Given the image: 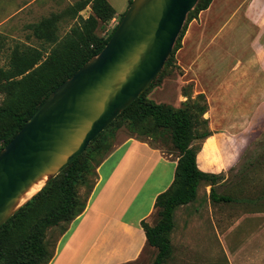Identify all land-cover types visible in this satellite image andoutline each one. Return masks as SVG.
Listing matches in <instances>:
<instances>
[{"label":"crops","instance_id":"0c3cea01","mask_svg":"<svg viewBox=\"0 0 264 264\" xmlns=\"http://www.w3.org/2000/svg\"><path fill=\"white\" fill-rule=\"evenodd\" d=\"M262 49L264 0H212L189 22L176 51L177 80L191 84V97L203 93L207 100L204 117L211 134L200 141L196 163L223 175L214 188L260 136L264 63L255 58ZM186 98L178 94L173 103ZM177 160V154L134 135L113 145L96 168L84 210L58 236L48 264L136 261L148 246L140 222L155 213V198L173 181ZM210 188L201 183L195 200L210 198ZM215 195L228 194L215 190ZM218 240L228 264H264V208L238 211Z\"/></svg>","mask_w":264,"mask_h":264},{"label":"trees","instance_id":"16d2710c","mask_svg":"<svg viewBox=\"0 0 264 264\" xmlns=\"http://www.w3.org/2000/svg\"><path fill=\"white\" fill-rule=\"evenodd\" d=\"M211 1L197 0L187 13L163 67L172 61L173 54L180 48L186 23L206 9ZM88 5L91 12L83 17L80 11ZM115 15L116 9L108 0H76L60 11L29 24L35 35L43 39L50 49L43 58L38 49H20L15 46L10 55L9 67L0 70V88L5 92L0 104V149L56 86L102 49L117 25L107 36L101 35L99 30ZM63 22H67L69 28L60 36V24ZM161 73L162 70L149 87ZM149 87L97 134L77 158L0 226V264H48L54 248L50 247L47 232L61 226V235L84 210L86 199L83 200L79 195L78 187L87 183L94 164L95 171L110 151L114 132L102 137L115 123L125 124L131 133L150 139L168 136L177 151L173 181L155 198L156 222H140L146 244L156 248L151 264H164L170 256L169 234L174 227V211L178 206L195 200L201 183L211 185V200H237L230 195H215L214 184L223 175L202 171L196 163L200 148V143L196 141H202L211 134L208 120L204 117L208 109L205 95L199 93L194 98L186 95L181 105L175 107L148 98L146 92ZM94 183L88 185L87 199Z\"/></svg>","mask_w":264,"mask_h":264},{"label":"water","instance_id":"95a60500","mask_svg":"<svg viewBox=\"0 0 264 264\" xmlns=\"http://www.w3.org/2000/svg\"><path fill=\"white\" fill-rule=\"evenodd\" d=\"M196 2L131 0L102 49L42 100L0 149V226L147 89Z\"/></svg>","mask_w":264,"mask_h":264},{"label":"rangeland","instance_id":"374dc122","mask_svg":"<svg viewBox=\"0 0 264 264\" xmlns=\"http://www.w3.org/2000/svg\"><path fill=\"white\" fill-rule=\"evenodd\" d=\"M74 1L76 0H0V70L9 67L10 55L15 46H19L20 49H38L43 58L46 57L50 47L43 39L35 35L29 24L60 11ZM108 1L116 9L117 14L106 22L104 28L99 30L103 36H107L118 24L129 4V0ZM90 12L88 5L80 11V14L87 17ZM190 21L186 23V29ZM68 28L67 22L60 24L59 35H63ZM174 55L176 52L173 54L172 61L162 67L161 75L150 87L148 86L146 95L157 103H167L178 107L181 103L180 105L173 103L178 94L191 95L192 88L191 84H182L177 80L179 71L174 63ZM255 59L259 65L264 63L263 49L258 51ZM4 97L5 92L0 88V104ZM260 130L257 140L248 147L240 161L228 171L226 180L215 187L217 193L228 194L236 198V201L215 203L210 198L200 195L195 200L196 203L193 200L189 205H181L175 209L174 227L169 234L171 253L164 264H228L219 244V231L238 211L245 208H264V124L261 125ZM112 131L115 137L111 148L126 137L134 135L139 138L144 137L143 139H147L152 145H157L165 152L177 154L168 136H161L156 140L150 139L131 133L125 124L115 123L102 138L108 137ZM196 143H200V140ZM94 168L88 175L87 183L78 187L79 195L83 200L86 199V202L88 185L92 184L97 177V171L96 169L94 171ZM157 217L155 211L148 223L154 224ZM60 233L61 226L48 230L47 238L51 248H54ZM155 254L156 248L147 246L134 263L151 264Z\"/></svg>","mask_w":264,"mask_h":264},{"label":"bare ground","instance_id":"6f19581e","mask_svg":"<svg viewBox=\"0 0 264 264\" xmlns=\"http://www.w3.org/2000/svg\"><path fill=\"white\" fill-rule=\"evenodd\" d=\"M47 176L43 175L40 179L34 182L19 198V204L25 202L28 198L33 196L37 191H39L45 183Z\"/></svg>","mask_w":264,"mask_h":264}]
</instances>
